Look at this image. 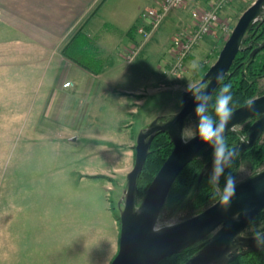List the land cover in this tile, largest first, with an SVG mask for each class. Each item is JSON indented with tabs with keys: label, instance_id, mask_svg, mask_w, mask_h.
I'll return each instance as SVG.
<instances>
[{
	"label": "rangeland",
	"instance_id": "374dc122",
	"mask_svg": "<svg viewBox=\"0 0 264 264\" xmlns=\"http://www.w3.org/2000/svg\"><path fill=\"white\" fill-rule=\"evenodd\" d=\"M253 1H228L219 13V22L182 60L184 69L174 78L164 77L168 80L155 92H149L145 82L152 74L160 77L174 32V27L163 23L150 38L152 42L148 45L154 44L147 52L131 62L121 55L123 62L113 57L111 64L105 66L97 102L88 111L84 107L78 111L71 104L63 115L65 107L68 108L66 100L62 111L50 115L40 108L42 95L25 96L22 83H17V90H11L10 82L0 81V264L111 263L118 251L119 211L123 206L120 201L126 175L133 167L138 133L154 118L180 110L181 92L200 82L216 61L239 16ZM135 34L134 40L144 39L140 33ZM245 36L241 50L248 47L251 53L257 44L246 43ZM70 38L62 43V54L70 45ZM90 43L91 40L88 47L91 45L95 51L93 41ZM103 52L99 50L100 54ZM169 64L170 61L165 66ZM125 69L129 73L124 75L128 77L124 84L139 85L141 96L133 93L120 96L112 91L114 84L117 89L122 85L120 80L111 78ZM43 85L47 83L44 81ZM62 86L65 87L63 83ZM258 88L264 94V78L259 80ZM48 89L55 96L62 95L54 85ZM255 119L237 125L235 133H231L237 137L230 148L246 137L245 132ZM194 134L196 120L189 119L183 135L187 138ZM263 168L264 163L252 171L241 166L236 182ZM203 173L202 167L198 183ZM143 194L137 188L136 205ZM159 218L162 222L185 220L179 214ZM261 226L248 224L243 235L251 236Z\"/></svg>",
	"mask_w": 264,
	"mask_h": 264
},
{
	"label": "water",
	"instance_id": "95a60500",
	"mask_svg": "<svg viewBox=\"0 0 264 264\" xmlns=\"http://www.w3.org/2000/svg\"><path fill=\"white\" fill-rule=\"evenodd\" d=\"M262 13L264 0H254L242 12L216 61L196 85L206 86L207 93L213 95L220 83L216 80L217 73H223L224 77L228 74L235 56L241 50L245 33L254 24L253 17ZM263 47L264 41L259 43L250 55H254ZM250 100L253 102L252 109H249L246 103L234 109L225 133H235L231 131L233 125L237 126L255 115L258 116L245 132L247 142L239 141L238 145L231 147L239 154L253 146L264 130V94ZM194 107L191 93L184 90L181 92V108L178 112L154 118L138 133L133 167L126 175V187L120 201L123 206L119 211L118 251L110 264H156L204 238H207L204 245L183 264H227L237 255L264 251V247L256 246L254 235H243L252 219L264 209V168L236 183L235 196L226 210L220 206L218 198L201 212L177 222L172 228L158 233L152 230L178 174L208 146L202 143L198 136L187 143L182 139L185 122L189 119L196 120ZM159 132L168 135L172 149L136 205L138 176L149 153L152 139ZM205 167L206 165L203 169ZM260 233L264 234V231ZM261 238L264 239V236ZM226 253H231L228 259H225Z\"/></svg>",
	"mask_w": 264,
	"mask_h": 264
},
{
	"label": "crops",
	"instance_id": "0c3cea01",
	"mask_svg": "<svg viewBox=\"0 0 264 264\" xmlns=\"http://www.w3.org/2000/svg\"><path fill=\"white\" fill-rule=\"evenodd\" d=\"M158 1L0 0V81L10 82L8 88L11 90H17V83H22L26 89L22 93L25 96L42 95L40 108L51 113L50 115L62 111L66 100L68 108L65 107L63 115L70 110L71 104H74L78 111L80 107L88 111L89 106L97 102L100 80L104 79L106 74L105 66L111 64L113 57L122 61V49L131 43H142L138 57L153 46L154 43L148 45L152 42L149 40L162 23L174 27L172 36L182 34L193 25L191 11L194 8H209L216 0H187L183 8L169 11L148 39L134 40L140 27L148 28L147 22L143 21L140 15L146 9L156 6ZM79 34L86 40L84 48L90 49L88 53L91 62L99 63L95 72L86 70L61 53L62 43L70 36L72 43ZM90 40L91 43L93 41L96 52L92 50L91 45L88 47ZM201 44L197 45V49ZM171 45L172 41L170 47ZM118 48L120 49L116 50ZM99 50L105 51L104 54H100ZM169 56L170 53L163 65L171 61ZM128 73L129 69H125L121 75L111 78L120 80L121 84L118 83L122 85L117 89L114 84L112 91L120 96L130 93L141 96L139 85L124 84V81L128 80L124 75ZM164 77L166 76L161 73L160 77L152 74L149 81L145 82L149 85L148 91L155 92L159 89L163 81L168 80ZM44 81L47 86L43 85ZM65 81H70L71 85L63 87L62 83ZM52 85L62 91L61 96L51 93L48 88ZM50 117L56 119L57 116Z\"/></svg>",
	"mask_w": 264,
	"mask_h": 264
},
{
	"label": "trees",
	"instance_id": "16d2710c",
	"mask_svg": "<svg viewBox=\"0 0 264 264\" xmlns=\"http://www.w3.org/2000/svg\"><path fill=\"white\" fill-rule=\"evenodd\" d=\"M245 34H247L245 36V41L246 43L251 42V46L258 45V42H263L264 20L255 23ZM74 41L64 49V55L86 70L95 72L99 63L97 61L91 62L88 50L84 48L86 45L84 36L79 34ZM249 53L250 49L248 47L237 53L228 74L224 77L223 82L219 83L213 93V99H215V96L218 94V91L223 84L231 85V93L233 96L231 106H233V109L241 106L246 101L256 96L257 93L262 94L258 88V84L259 80L264 78V47L258 50L254 56L250 57ZM236 137V135L231 133L225 136L228 146ZM171 149L172 143L169 141L168 135L165 132H159L153 138L150 151L137 180V188L140 195L143 194ZM263 163L264 131L252 147L246 149L241 154H237L233 160L232 166L225 169V173L221 176L219 181L220 189H223L225 176L229 173L232 174L236 180L237 170L241 166L252 171ZM205 165L206 167L201 181L198 183V174ZM211 166L212 149L208 146L203 149L195 159L190 161L178 174L169 190L160 216L168 218L179 214L183 217L182 219H187L213 204L219 198V193H215L213 186L208 183ZM251 224H262L260 228L253 232V235L257 232L264 231V209L252 219L249 225ZM206 241L207 238L201 239L182 251L165 257L156 264H183L199 248H201ZM227 264H264V251H255L243 255H237L229 260Z\"/></svg>",
	"mask_w": 264,
	"mask_h": 264
},
{
	"label": "clouds",
	"instance_id": "9594fccd",
	"mask_svg": "<svg viewBox=\"0 0 264 264\" xmlns=\"http://www.w3.org/2000/svg\"><path fill=\"white\" fill-rule=\"evenodd\" d=\"M264 19V13L253 17L252 22L257 23ZM196 67V65H193ZM216 80L223 82V73H217ZM186 91L191 93L194 100V113L196 117V135L187 138L182 136V139L187 143L190 139L198 136L200 141L208 145L212 149V166L208 177V183L213 186L215 193H219V204L225 210L230 207L231 201L235 196L236 180L232 174L225 176L224 187L221 190L219 181L224 175L225 169L232 166L233 160L237 152L230 148L225 139L227 126L233 116L234 109L232 105L233 96L231 93V85L223 84L219 89L218 94L213 99V96L206 91L204 85H188ZM249 109H252L253 102L248 100L245 102ZM237 126L233 125L231 131H235ZM241 143H246L247 138L241 137ZM176 225L175 219L161 221L157 218L153 225L154 232H160L166 228H172ZM264 234L259 232L254 234V241L257 247H264V239L261 237ZM231 253H226L225 259H228Z\"/></svg>",
	"mask_w": 264,
	"mask_h": 264
},
{
	"label": "built area",
	"instance_id": "2783aa9c",
	"mask_svg": "<svg viewBox=\"0 0 264 264\" xmlns=\"http://www.w3.org/2000/svg\"><path fill=\"white\" fill-rule=\"evenodd\" d=\"M230 0H216V2L207 9L196 8L192 11L193 28L182 34H176L172 37V45L170 54L172 59L168 66H163L161 69L162 75L176 77L181 71L182 60L188 55V51L196 44L204 35L219 22L218 10ZM186 0H159L156 8L146 9L142 13V19L147 21L149 30L139 28L138 32L142 34L144 39H148L154 29L157 27L163 16L171 9H177L185 4ZM142 49V43H131L126 48L120 51V55L126 62L133 61ZM66 82L64 85H69Z\"/></svg>",
	"mask_w": 264,
	"mask_h": 264
},
{
	"label": "bare ground",
	"instance_id": "6f19581e",
	"mask_svg": "<svg viewBox=\"0 0 264 264\" xmlns=\"http://www.w3.org/2000/svg\"><path fill=\"white\" fill-rule=\"evenodd\" d=\"M186 1H187V0H186ZM158 2H159V1H158ZM215 2H216V1H215ZM215 2H214V3H215ZM214 3H213V4H214ZM185 4H186V2H185ZM185 4H184L182 7H180V8H183V7L185 6ZM213 4H212V5H213ZM157 6H158V3L156 4V6H153V7H150V8H156ZM223 7H224V6H222V7L218 10V14H217V15H218V19H219V12L221 11V9H222ZM180 8H177V9H180ZM148 9H149V8H148ZM195 9H196V8H194L193 10H195ZM202 9H203V8H202ZM206 9H207V8H206ZM171 10H175V9H171ZM171 10H169V11H171ZM193 10H192V11H193ZM169 11H168V12H169ZM192 11H191V17H192ZM168 12H167V13H168ZM167 13H166V14H167ZM166 14H165V15H166ZM165 15L163 16V18L165 17ZM163 18H162V19H163ZM143 21H146V20L143 19ZM161 21H162V20H161ZM161 21H160V22H161ZM146 22H147V21H146ZM160 22H159V24H160ZM159 24H158V25H159ZM254 24H255V23H254ZM254 24H253V25H254ZM158 25H157V27H158ZM157 27H156V28H157ZM140 28H143V29H144V27H140ZM156 28H155V29H156ZM155 29H154V30H155ZM144 30H146V31L149 30V26H148L147 29H144ZM152 33H153V32H152ZM141 35H142V34H141ZM150 36H151V35H150ZM143 38H144V37H143ZM194 45H195V44H194ZM194 45H193L192 48L188 51L187 54H189V53L193 50V47H195ZM228 72H229V71H228ZM66 82H69V83H70V84L67 85V86H70V85H71V82H70V81H65L63 84H65ZM218 85H219V84H218ZM64 86H65V85H64ZM67 86H65V87H67ZM216 88H217V87H216ZM215 90H216V89H215ZM254 117L257 118L258 116L255 115ZM245 121H246V120H245ZM238 125H239V124H238ZM263 131H264V130H263ZM233 133H234V132H233ZM229 134H230V133H229ZM261 134H262V133H261ZM261 134H260V136H261ZM260 136H259V137H260ZM258 139H259V138H258ZM258 139H257V140H258ZM256 142H257V141H256ZM251 147H252V146H251ZM249 148H250V147H249ZM247 149H248V148H247Z\"/></svg>",
	"mask_w": 264,
	"mask_h": 264
},
{
	"label": "flooded vegetation",
	"instance_id": "af4514ba",
	"mask_svg": "<svg viewBox=\"0 0 264 264\" xmlns=\"http://www.w3.org/2000/svg\"><path fill=\"white\" fill-rule=\"evenodd\" d=\"M254 118V117H253ZM256 118V117H255Z\"/></svg>",
	"mask_w": 264,
	"mask_h": 264
}]
</instances>
